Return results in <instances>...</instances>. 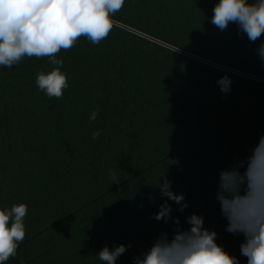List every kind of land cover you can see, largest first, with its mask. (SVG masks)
<instances>
[{"label": "trees", "instance_id": "16d2710c", "mask_svg": "<svg viewBox=\"0 0 264 264\" xmlns=\"http://www.w3.org/2000/svg\"><path fill=\"white\" fill-rule=\"evenodd\" d=\"M216 3L125 0L114 17L122 26L107 39L81 38L58 54L69 84L60 99L35 84L55 67L47 58L0 68V209L28 206L25 239L6 264H103L98 252L120 244L131 247L116 264H134L161 232L176 228L152 218L164 202L154 188L164 175L185 195L183 212L168 201L180 226L188 229L193 213L203 216L216 243L247 264L244 237L225 230L216 192L221 170L246 159L264 135V82L138 34L264 77L256 52L264 36L250 43L235 24L221 32L211 23ZM225 75L227 94L216 83Z\"/></svg>", "mask_w": 264, "mask_h": 264}, {"label": "clouds", "instance_id": "9594fccd", "mask_svg": "<svg viewBox=\"0 0 264 264\" xmlns=\"http://www.w3.org/2000/svg\"><path fill=\"white\" fill-rule=\"evenodd\" d=\"M124 4L125 0H0V68L11 69L25 57L47 58L55 67L47 73L40 71L35 84L49 98L60 99L69 84L58 54L74 48L81 38L93 45L107 39L119 23L114 17ZM211 23L221 32L235 24L239 34L255 43L264 36V0H218ZM172 50L178 52L180 48ZM256 52L264 61V42ZM216 83L221 93L231 91L232 81L227 75ZM98 114L93 111L89 119L95 121ZM100 136L99 130L92 133L94 141ZM168 159L169 166L179 165V160ZM112 178L113 184L119 183L115 173ZM172 184L164 175L154 187L159 188L164 202L152 218L171 220L176 228L171 236L161 232L147 252L134 257V264H240L237 257L216 243L217 233L204 227L203 216H187L188 229L180 226L179 217H172L168 201L180 205V212L188 207L185 195L176 194ZM216 199L227 220L225 230L244 237L240 253L247 258V264H264V135L246 159L221 170ZM27 213L24 203L0 209V264L17 255L26 236ZM130 247L120 244L110 249L105 245L96 256L103 264H116Z\"/></svg>", "mask_w": 264, "mask_h": 264}, {"label": "built area", "instance_id": "2783aa9c", "mask_svg": "<svg viewBox=\"0 0 264 264\" xmlns=\"http://www.w3.org/2000/svg\"><path fill=\"white\" fill-rule=\"evenodd\" d=\"M130 30H131L132 32L138 33L137 31H134V30L131 29V28H130ZM138 34L141 35V34H143V33H138ZM143 35H145V34H143ZM145 36L147 37V39L150 38V39H154V40L158 41L159 43L156 42V43H158V44H160V42H162L161 40H158V39H156V38L150 37V36H148V35H145ZM151 41H153V40H151ZM153 42H155V41H153ZM162 43H164V42H162ZM164 44H165V43H164ZM166 45H167V44H166ZM166 47H168L169 49L177 48V47H173V46H170V45H168V46H166ZM178 52L181 53V54H183V55H186V56H188V57H190V58H193V59H195V60H197V61H199V62H201V63L207 64V65H209V66H212V67H214V68H217V69L223 70V71H225V72H228V73H231V74H234V75H239V76H242V77H246V78H249V79H253V80H256V81L264 82V77H261V76H258V75H254V74H251V73H247V72H244V71L238 70V69H236V68H233V67H230V66H227V65H224V64L218 63V62H216V61H213V60H210V59H207V58H204V57H201V56H198V55L192 54V53L187 52V51H184V50H182V49H180Z\"/></svg>", "mask_w": 264, "mask_h": 264}, {"label": "rangeland", "instance_id": "374dc122", "mask_svg": "<svg viewBox=\"0 0 264 264\" xmlns=\"http://www.w3.org/2000/svg\"><path fill=\"white\" fill-rule=\"evenodd\" d=\"M118 25H121V24H119L118 23ZM122 26V25H121ZM127 30H130V29H128V28H126ZM142 36H144V37H146L145 35H143V34H141ZM147 38V37H146ZM148 39H150V38H148ZM150 40H153V41H155V42H158V41H156V40H154V39H150ZM159 43V42H158ZM160 45H162V46H168V45H166V44H164V43H162V42H160ZM168 48V47H167Z\"/></svg>", "mask_w": 264, "mask_h": 264}]
</instances>
